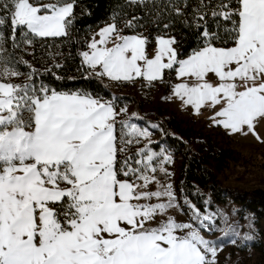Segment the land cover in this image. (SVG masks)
I'll list each match as a JSON object with an SVG mask.
<instances>
[{
	"label": "snow or ice",
	"instance_id": "obj_1",
	"mask_svg": "<svg viewBox=\"0 0 264 264\" xmlns=\"http://www.w3.org/2000/svg\"><path fill=\"white\" fill-rule=\"evenodd\" d=\"M75 6L0 0V264H217L220 241L203 233L215 213L192 204L188 222L167 215L179 205L172 184L156 174L170 175L164 165L172 156L152 149L147 128L119 119L127 109L114 100L58 91L37 84L35 69L19 71L27 62L9 52V40L19 49L36 37L67 36ZM172 10L184 15L181 6ZM189 26L197 47L183 54L176 36L165 34L150 57L142 33L122 35L107 24L80 53L81 65L113 81L151 83L174 73L172 97L195 115L210 109L213 125L264 142V0H200Z\"/></svg>",
	"mask_w": 264,
	"mask_h": 264
},
{
	"label": "trees",
	"instance_id": "obj_2",
	"mask_svg": "<svg viewBox=\"0 0 264 264\" xmlns=\"http://www.w3.org/2000/svg\"><path fill=\"white\" fill-rule=\"evenodd\" d=\"M208 2V0H205ZM218 0H211L215 5ZM200 4V0H144V3H133L132 0H75L74 19L68 28V35L62 37H36L31 46L21 44L19 49H13L9 40L6 47L9 52L21 61L18 69L25 75L32 69L36 70L34 80L58 91L84 90L95 96L114 100L116 108L136 102L132 94L116 93L101 77L91 75L86 65L82 67L80 53L85 51L90 39V29L97 28L105 22L113 21L125 34L142 33L149 40L154 41L157 35L170 34L176 36L180 50L187 54L197 47L194 28L189 26L193 10ZM172 5L184 8V15H176ZM133 21L134 27H126V22ZM210 31H216L214 18L207 17ZM189 21V23H186ZM168 24V29L164 25ZM222 31V29H221ZM19 42V41H18ZM220 46V45H218ZM32 60V62L29 60ZM60 67H56V65ZM171 73H166L164 81L159 82L165 91H171ZM162 117L161 141L172 147L183 156L181 168L182 192L200 209L214 206L230 200L237 203L239 215L249 214L257 228L249 233L252 239H246L238 246L230 249V254L236 250L253 248L260 252L264 264V189L253 191L242 190L238 187L229 188L222 183L218 173L226 169L231 162H240L243 154L234 148H223L214 153L203 154L195 146V140L189 130L182 127L176 117L167 108H160ZM160 116V115H159ZM140 144L131 147L132 154ZM160 142L152 141L151 147L158 148ZM221 264H229L222 261ZM233 264H238V261Z\"/></svg>",
	"mask_w": 264,
	"mask_h": 264
},
{
	"label": "rangeland",
	"instance_id": "obj_3",
	"mask_svg": "<svg viewBox=\"0 0 264 264\" xmlns=\"http://www.w3.org/2000/svg\"><path fill=\"white\" fill-rule=\"evenodd\" d=\"M111 23L114 22H105L97 28L90 29L88 43L93 37L99 40L100 37L97 35L99 30ZM121 34L133 35L123 32ZM143 36L147 37V35ZM158 36L162 35H157L156 37ZM156 37L154 41L149 40L147 37L146 51L150 57L155 54L157 48ZM109 46H111V43ZM87 50L88 46L85 51ZM29 60L32 62L30 58ZM171 75V84H173L177 81L175 74L171 73ZM24 78V76L16 78V82L19 83ZM101 78L116 93L132 94L136 97V102H130L120 107L126 108L127 113L122 114L119 119H130L138 127L147 128L151 132V140L160 142L158 148L152 147V149L159 152L163 148L166 153L172 156V162L164 165L170 175L165 177L163 173L158 172L156 174L162 183L170 182L172 184L179 205L176 208L169 209L167 215L175 217L177 221L188 222L194 219L190 205L194 204L197 208L199 207L182 192V154L160 140L162 135V126L159 122V117H162L160 108H167L176 117L178 123L193 134L195 146L199 152L209 154L230 147L243 154L242 161L231 162L226 169L218 173L225 186L229 188L238 187L250 192L257 188L264 189V142L258 141L251 134L247 136L229 134L222 127L213 125L209 119L213 114L210 109H202V114L195 115L190 106H185L179 99L172 97V92L167 93L159 82L149 83L142 78H137L134 81H113L107 77ZM165 97L171 98L165 99ZM120 108H117V110ZM133 113L137 115L132 116ZM258 131L264 137V126H258ZM143 143L142 141L139 147H142ZM157 186V184L153 183L148 190L154 191ZM152 202H156L155 199ZM200 210L205 215L216 214L213 221L206 222L212 225L211 231L203 230V233L209 239L220 241L221 250L217 255V264H221L222 261H226L229 264L236 263V261H238V264H261V254L253 248L245 251L236 250L234 254H230L232 247L244 242L246 240L245 236L254 232L257 228L249 214H244L243 217L239 215L236 202L230 200L214 206L207 205ZM164 218V216H161L158 217V220ZM260 223V226L264 227V218H262ZM233 239L236 241L235 243H231Z\"/></svg>",
	"mask_w": 264,
	"mask_h": 264
},
{
	"label": "crops",
	"instance_id": "obj_4",
	"mask_svg": "<svg viewBox=\"0 0 264 264\" xmlns=\"http://www.w3.org/2000/svg\"><path fill=\"white\" fill-rule=\"evenodd\" d=\"M105 99H108V98H105Z\"/></svg>",
	"mask_w": 264,
	"mask_h": 264
}]
</instances>
